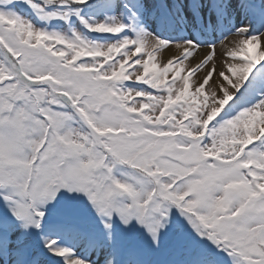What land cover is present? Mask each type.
I'll use <instances>...</instances> for the list:
<instances>
[{
  "label": "snow or ice",
  "instance_id": "obj_1",
  "mask_svg": "<svg viewBox=\"0 0 264 264\" xmlns=\"http://www.w3.org/2000/svg\"><path fill=\"white\" fill-rule=\"evenodd\" d=\"M105 4L0 0V264H264V3Z\"/></svg>",
  "mask_w": 264,
  "mask_h": 264
},
{
  "label": "rangeland",
  "instance_id": "obj_2",
  "mask_svg": "<svg viewBox=\"0 0 264 264\" xmlns=\"http://www.w3.org/2000/svg\"><path fill=\"white\" fill-rule=\"evenodd\" d=\"M105 8H106V4L104 1L102 5H100L96 8H93L87 12H84V13H82V15L88 16V17L94 16L97 19H103L104 15L106 14ZM237 18H239L240 21H235V23L233 25H231V26L226 25L225 28H223L219 31L213 32L211 39H206L204 42L207 43V42H216L217 41V50L219 51V49L221 47L220 41H221V37L223 35H227L226 39H224V41H223L225 44H227L230 41V39H232L234 37L233 35L229 34L231 27L248 26L249 30L253 33L264 30V24L261 23L259 18H253V20H250V17H246V16L240 17L239 14H237L235 16V20ZM57 20H59V19H57ZM59 21L60 22L58 23L56 30L67 32L70 29L69 27H67V23L64 20H59ZM142 23L150 31H154L156 28L155 23L153 21H151L150 19L144 18ZM41 26L47 27V25H43V24ZM71 28H80V23L79 24L77 23V26L72 25ZM179 34H180V28L179 27L172 29V30H166L165 32H163V36L165 38H171V39L179 38ZM104 35H106V34H104ZM187 35L189 36V38L192 35H195L196 37H200L202 35V33L201 32L193 33L191 28H189L187 30ZM204 51H208V50L205 49ZM202 56H203V52L201 53V57ZM164 58L167 59L168 57H164ZM159 59H160V56L158 54V61H159ZM214 60H215V57H214ZM210 63H212V62H210ZM201 74H203V73H201ZM2 205H3L2 202H0V208L2 207Z\"/></svg>",
  "mask_w": 264,
  "mask_h": 264
},
{
  "label": "bare ground",
  "instance_id": "obj_3",
  "mask_svg": "<svg viewBox=\"0 0 264 264\" xmlns=\"http://www.w3.org/2000/svg\"><path fill=\"white\" fill-rule=\"evenodd\" d=\"M234 40H235V37H233L232 39H230V41H234ZM168 55H169L168 53H164V57H168ZM200 57H201V55L198 56L197 59H199Z\"/></svg>",
  "mask_w": 264,
  "mask_h": 264
}]
</instances>
